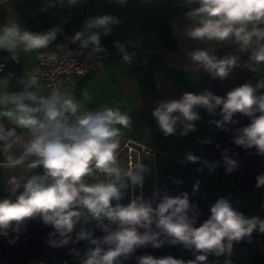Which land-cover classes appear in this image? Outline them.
Segmentation results:
<instances>
[{
	"label": "clouds",
	"instance_id": "obj_1",
	"mask_svg": "<svg viewBox=\"0 0 264 264\" xmlns=\"http://www.w3.org/2000/svg\"><path fill=\"white\" fill-rule=\"evenodd\" d=\"M114 2L126 6L128 0ZM81 3L82 0H48L41 11ZM182 6L189 7L185 13L191 21L184 30L187 38L208 43L235 41L239 52L248 53L247 60L242 61L237 54L219 57L212 47L197 48L187 54L195 71L203 69L214 79L226 80L237 68L257 72L264 65V0H183ZM119 24L113 15L89 17L81 30L66 39L81 50L91 49L90 55L100 53L106 51L101 36L110 35L112 26ZM61 32L59 25L33 32L11 19L0 26V50L18 61L21 53L48 49ZM116 46L123 61L130 64L135 52L129 53L119 43ZM56 47L63 51V46ZM45 57L53 61L56 54L44 52L39 59ZM11 79V73L0 79V168L22 166L23 172L5 182L7 196L0 198V235L7 237L9 230L19 232L27 219L40 217L53 228L48 241L51 246L86 243L83 256L75 247L69 249V254L79 257L81 264H122L137 249H159L166 244L182 245L193 252L195 259L144 254L135 256L137 264H208L209 255L230 256L234 242L250 238L254 231L264 233V219L245 217L225 198L211 206L210 217L199 226V213L186 192L171 196L157 190L151 199L137 196L127 205L119 203L130 187L143 189L149 171L142 160L126 168L119 162L122 129L132 124L129 115L112 107L89 110L87 92L77 100L67 89L62 91L60 85L41 95L38 68L18 80L19 91L9 90ZM262 90L264 78L255 85L235 87L223 97L210 90L199 94L185 92L179 99L157 101L152 116L165 137H183L195 131V122L203 119L200 109L213 117L219 115L220 119L209 123L225 131L229 130L227 126L239 123L234 119L236 114L249 117V124L231 129V142L244 149L255 148L258 155L264 156ZM5 119L15 127L7 128ZM17 128L24 132L18 134ZM203 142L211 143L210 139ZM186 161L202 162L209 171L220 164L201 161L191 151L186 154ZM222 162L226 174L238 167V161L227 149L222 152ZM255 186H264V174L256 177ZM198 190L199 182L193 186L194 192ZM113 201L117 203L113 205ZM82 219L96 221L103 234L95 236L94 230L84 227L75 231Z\"/></svg>",
	"mask_w": 264,
	"mask_h": 264
},
{
	"label": "crops",
	"instance_id": "obj_2",
	"mask_svg": "<svg viewBox=\"0 0 264 264\" xmlns=\"http://www.w3.org/2000/svg\"><path fill=\"white\" fill-rule=\"evenodd\" d=\"M46 3L48 0H7L0 4V26L15 19L21 27L33 32L47 31L57 25L62 28V32L48 49L21 53L18 62L0 72V79L11 73L9 90L19 91L18 80L23 78L25 73L31 72L39 56L44 52H52L61 39L73 36L81 30L86 19L102 15L116 16L120 24L112 26L110 35L101 36V45L106 51L94 54L103 61L102 67L98 69L92 65L88 72L80 76L78 84L68 91L73 93L77 100L87 92L89 99L86 107L89 110L112 107L119 108L121 112L129 115L132 124L129 128L122 129L118 159L121 166L126 168V152L123 148L126 140L146 146L154 152L153 157L142 155V162L149 169L145 174L143 186L145 200L150 199L151 189L155 185L173 177L180 180L181 166L186 163V154L190 150L202 152L204 158V142L202 143L201 139L213 128L209 121L214 120V117L200 109L203 119L195 122L196 139L192 141L188 135L182 137L175 134L165 137L159 130L152 112L159 100L179 99L185 92L202 93L208 73L203 69L198 72L193 69L187 57L189 52L197 48L212 47L216 50L220 47L239 45L235 41L208 43L187 38L184 30L191 21L186 18L185 13L189 7L182 6L183 0H128L126 6H120L114 0H82L78 6H55L46 12L41 11ZM117 43L124 45L126 50L136 51L137 60L130 64L125 63ZM1 53L9 54L3 50ZM81 53L88 56L91 49L81 50ZM251 75L252 84L255 85L264 78V65H260L257 72L251 71ZM40 87V94L45 95L41 81ZM3 123L7 128L15 127L6 119ZM16 130L18 134L24 132L20 128ZM0 160H3L2 155ZM22 172V166L13 169L0 168V198L7 196L4 190L5 182L11 176H19ZM209 175L207 185H199L198 190L202 192L201 199L209 208L219 198H225L245 217L257 216L264 219V186L257 188L255 183L248 191H241L231 176L216 172H210ZM194 185L186 187L193 191ZM127 194L129 196V189L119 203L122 204ZM115 203L117 202L113 201V205ZM91 222L96 221L89 219L85 222L82 219L76 225ZM84 247H87L86 243L76 248L80 249L81 256L86 250ZM139 254L155 257L171 255L185 261L195 259L193 252L184 249L182 245L166 244L159 253H146L145 248H141ZM226 260H229L230 264H264V233L254 231L250 238L234 242L230 256L209 255L208 264H225ZM8 264H81V261L75 255L65 260L50 255L42 259H20Z\"/></svg>",
	"mask_w": 264,
	"mask_h": 264
},
{
	"label": "trees",
	"instance_id": "obj_3",
	"mask_svg": "<svg viewBox=\"0 0 264 264\" xmlns=\"http://www.w3.org/2000/svg\"><path fill=\"white\" fill-rule=\"evenodd\" d=\"M215 54L223 57L229 54H237L241 56L242 61H246L248 53L239 52V46H225L215 50ZM244 83L252 84L251 71L246 68H237L232 75L226 80L214 79L208 73L204 84L203 91L210 90L215 95L226 96L231 89L238 87ZM219 111V109L217 110ZM220 119L219 115L214 117V120ZM234 119L239 123L236 125L227 126L228 131L217 128L213 124L210 132L205 134L204 141L209 140L211 143L203 144V152L208 154V161L210 163L220 162L219 166L215 168V172L223 175H231L236 187L241 191H248L255 183L256 177L264 174V156L258 155L255 148L244 149L241 146H236L232 141V128L246 126L250 123V118L236 114ZM217 145H220L217 148ZM224 149L228 150V154L238 161V167L230 174L225 173V168L222 162V152ZM201 180V179H200ZM159 193H167L171 196L179 195L186 192L189 195L190 204L194 206V210L198 211L199 216L196 226H199L204 220L210 217V208L202 201L201 191H191L187 187L181 185L178 180L173 177L163 183H159L152 187L150 199L156 191ZM159 199V196L156 198ZM155 206V204L153 205ZM191 215V212H190ZM81 227L94 230L95 236H101L102 231L96 227V222L83 223L75 226V231H79ZM154 227V226H153ZM53 231L50 225H45L40 217L27 219L24 224L20 226L19 232L9 230L7 237L0 235V264H8L20 259H42L50 255L56 256L59 260L70 259L74 254H69V249L79 247L85 242L73 246L56 248L51 246L49 241V234ZM75 233H73L74 235ZM162 248V247H161ZM161 248L154 249L151 246L145 248L146 253H159ZM141 253V248L139 249Z\"/></svg>",
	"mask_w": 264,
	"mask_h": 264
},
{
	"label": "built area",
	"instance_id": "obj_4",
	"mask_svg": "<svg viewBox=\"0 0 264 264\" xmlns=\"http://www.w3.org/2000/svg\"><path fill=\"white\" fill-rule=\"evenodd\" d=\"M6 1L7 0H0V4H3ZM57 45L63 46V51H58L56 47ZM57 45L52 52H50L56 54L55 60L49 61L47 57H45L44 60L38 59L37 63L31 69V72L37 68L39 69V79L43 85L45 95L57 85H60L61 90L73 89L78 84L80 76L88 72L92 65H95L98 69L103 65V61L94 54L88 56L81 54L79 45L70 43L66 37L61 39ZM127 51L129 53L135 52L132 62L136 61L138 58L137 52L132 50ZM18 61L11 60L10 54L3 55L0 50V66H2L0 72L3 71L5 67L11 66ZM123 148L126 152L127 166L142 160V155L154 156V152L150 148L131 140H126L123 144ZM137 196H142L144 198L143 189L137 187L133 190L130 187L129 203ZM136 254L137 253L135 252L134 256H137Z\"/></svg>",
	"mask_w": 264,
	"mask_h": 264
},
{
	"label": "rangeland",
	"instance_id": "obj_5",
	"mask_svg": "<svg viewBox=\"0 0 264 264\" xmlns=\"http://www.w3.org/2000/svg\"><path fill=\"white\" fill-rule=\"evenodd\" d=\"M195 135L196 134L193 131V132H191V133L188 134V137H190L192 141H195V139H196L195 138ZM204 137L201 139L202 140V143L204 141ZM190 138H189V140H190ZM204 159H206L208 161V154L207 153L204 154L203 160ZM201 168L203 170L202 171H198V169H201ZM181 170H182V173H180V180L179 179H177V180H178V182L181 185H183L185 187L187 185L196 184L197 182H199V185L202 184L203 186H206L207 185L206 182H207V179H209L210 172L215 173V171H209V169L207 168V166L203 165L202 162L200 164H196V163H193V162H190V161H186V163L183 166H181ZM229 176H231V175H229ZM200 179H204V180L202 181ZM128 203H129V196L127 194L126 197H125V199L123 200L122 204L123 205H127ZM81 248L83 249V247H81ZM84 248H86V247H84ZM136 253H137L136 254L137 256L142 255V254H139V249L136 250ZM136 263L137 262L135 260V256L134 255H133V257L131 259H128V264H136Z\"/></svg>",
	"mask_w": 264,
	"mask_h": 264
},
{
	"label": "water",
	"instance_id": "obj_6",
	"mask_svg": "<svg viewBox=\"0 0 264 264\" xmlns=\"http://www.w3.org/2000/svg\"><path fill=\"white\" fill-rule=\"evenodd\" d=\"M193 155L201 157V161L203 159V154L202 152H197V151H191ZM201 162H196V164H200ZM122 264H128V260H123Z\"/></svg>",
	"mask_w": 264,
	"mask_h": 264
}]
</instances>
